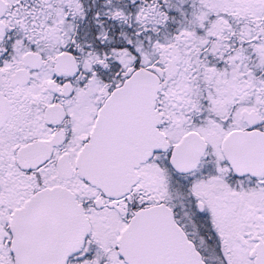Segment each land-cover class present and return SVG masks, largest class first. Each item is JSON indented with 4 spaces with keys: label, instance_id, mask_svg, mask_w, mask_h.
<instances>
[{
    "label": "snow or ice",
    "instance_id": "snow-or-ice-1",
    "mask_svg": "<svg viewBox=\"0 0 264 264\" xmlns=\"http://www.w3.org/2000/svg\"><path fill=\"white\" fill-rule=\"evenodd\" d=\"M0 264H264V0H0Z\"/></svg>",
    "mask_w": 264,
    "mask_h": 264
}]
</instances>
